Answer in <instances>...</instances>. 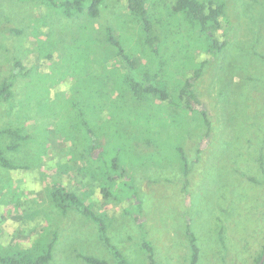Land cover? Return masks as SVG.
<instances>
[{
	"label": "rangeland",
	"instance_id": "rangeland-1",
	"mask_svg": "<svg viewBox=\"0 0 264 264\" xmlns=\"http://www.w3.org/2000/svg\"><path fill=\"white\" fill-rule=\"evenodd\" d=\"M64 1L0 0V82L13 83L12 96L0 98V130L26 136L16 148L9 146L17 141L0 136L3 156L24 166L10 170L0 163V256H41L54 239L45 264H94L89 257L118 264L99 223L74 208L64 212L50 188L67 181V170L80 173L75 160L88 171V156H64L76 142L78 153L92 149L79 113L98 118L107 101L115 104L114 129L121 132L110 146L125 155L131 181L107 184L108 199L93 188L78 196L101 216L110 246L128 264H191L194 236L197 264H258L264 252V0H222L231 23L216 54L209 48L213 38L171 12L172 0H148L162 23L152 45L125 0H104L97 16L85 0L83 13L73 17L65 16ZM109 28L118 43L107 39ZM128 59L134 73L157 72L158 84L176 101L180 86L206 61L193 82L201 106L186 110L154 96L135 101L125 83ZM131 144H140L141 154Z\"/></svg>",
	"mask_w": 264,
	"mask_h": 264
},
{
	"label": "trees",
	"instance_id": "trees-1",
	"mask_svg": "<svg viewBox=\"0 0 264 264\" xmlns=\"http://www.w3.org/2000/svg\"><path fill=\"white\" fill-rule=\"evenodd\" d=\"M104 0H92L90 6L88 8V13L91 16H97L99 13V7ZM127 4V8L129 12L133 15L134 18L139 22L140 27L143 29L145 33L146 43L152 45L155 43L159 36L157 35L159 26H162V23L158 24V19H155V14L151 11V6L149 5L148 0H125ZM85 0H66L61 3V8L67 17H73L78 14L83 13ZM226 3L222 0H172L171 12L173 14L181 13L183 14L182 20L187 21L189 24L199 28L202 33H205L208 37L213 38V42L210 44V51L214 54L219 52L222 47L225 45L226 34L224 30L231 23V20L226 13ZM111 28L108 29L107 39L113 43H118V40L113 37ZM120 43V42H119ZM121 44V43H120ZM122 51V49L120 50ZM122 53V52H121ZM123 54V53H122ZM206 61L201 62L200 65L194 70V73L191 77H188L185 83L179 88V95L177 96V101L173 98L170 88L164 84V86H160L157 82V78L159 74L152 71H144L140 74L133 72L134 62H131L129 59L125 63V69H128L129 75L127 74L125 77V83L132 93V98L137 102H142L147 99L149 96H154L160 99L162 102H175V105L179 104L185 108L186 110H190L194 103L201 106V100L198 98L197 93L193 89L194 80L198 79L202 74V68ZM17 66L22 67L23 61L18 60ZM164 80V79H163ZM164 82V81H163ZM167 84V83H166ZM13 83L11 80H3L0 82V98L8 99L12 96ZM124 97H122L123 99ZM122 101V100H121ZM105 106H102L101 110H99L98 118H91V115L86 112H80L79 116L82 119V123L85 125V131L90 136V145H88V149L92 148L88 152L83 150V152L79 149V153L74 146H77V142L73 145L72 149H69V154L64 156L66 158H70L71 161L73 158L78 157L83 158L85 156L89 157L88 171L86 172V168L83 165L79 164V161H73L80 166V173H73L72 170H67L66 179L67 181L62 182L58 180L56 183H52L50 188L53 187V202L56 206L62 209L64 212L68 209L74 208L79 210L80 212L85 213L87 216L92 217L97 223H99V229L101 231V239L107 241L109 248L114 251V255L118 260V264H128L124 257L121 255L119 251L115 249V247H111L108 243V238L104 234L105 225L104 222L99 215H95L94 212L89 208L88 205H85L82 199L79 198L78 194L80 191L85 190V192H90L93 188L94 190H100L107 199L108 196L112 194V189L107 186L112 185L115 186L116 182L122 181V183L128 184L131 181V176L128 173V168L125 164V155L118 151L113 152V145L110 146L111 142L115 139V135H119L121 133L119 129L115 128L116 119L114 116L116 110H114V102H111L109 105L106 101ZM202 114L204 115V121L208 127L207 133L210 131V122L206 117V114L203 110ZM118 113V112H117ZM142 114H137L136 118L132 120L133 123L141 117ZM125 133L131 136L133 133L131 129L124 130ZM134 131V130H133ZM136 132V131H134ZM10 136L15 141L14 144H11L10 148H16L19 145L20 139L26 137L25 135H21L16 129L13 128H4L0 130V136ZM137 135V134H135ZM105 137L106 142L101 143V138ZM127 139V137L125 138ZM100 145L102 148L97 160L94 159L93 156V148L94 145ZM129 145V144H128ZM147 145H152L150 139H147ZM133 153L141 154L139 151L140 144H135L133 146L130 145ZM122 150L126 151L127 145L122 143ZM181 159L184 162L185 168L184 173L186 175L189 173V167L187 166V156L185 152L180 149ZM112 151V152H111ZM127 152V151H126ZM110 153V154H109ZM150 155L156 156L155 151L151 152ZM81 161V160H80ZM99 162V165L93 166V163ZM0 163L7 167L10 170L14 169H23L24 166L22 164H13L8 161L6 157L3 156V151L0 149ZM52 170V169H51ZM119 170V175H114L113 171ZM49 174H51L50 169L48 170ZM55 169L53 170V172ZM71 173V174H70ZM89 173V174H87ZM68 175V176H67ZM253 181H257L255 178H251ZM91 188V189H90ZM21 201V200H20ZM24 202V201H21ZM192 262L191 264H197V255L198 248H196L194 242V236H192ZM191 242V243H192ZM55 240L53 239L49 243H47L45 248V253L41 256H29V255H19V256H10V257H2L0 256V261L8 264H45L47 263L53 256V248H54ZM262 254L258 258V262L260 261ZM151 258V255H150ZM88 260L94 264H105V261L98 260L93 257H89ZM152 260V259H151Z\"/></svg>",
	"mask_w": 264,
	"mask_h": 264
},
{
	"label": "flooded vegetation",
	"instance_id": "flooded-vegetation-1",
	"mask_svg": "<svg viewBox=\"0 0 264 264\" xmlns=\"http://www.w3.org/2000/svg\"><path fill=\"white\" fill-rule=\"evenodd\" d=\"M194 105H196L195 103H194ZM86 128H85V125H84V130H85ZM86 132V131H85ZM84 132V133H85ZM100 149H102L100 146H98V145H94V148H93V156H96V153L98 152V151H100Z\"/></svg>",
	"mask_w": 264,
	"mask_h": 264
},
{
	"label": "water",
	"instance_id": "water-1",
	"mask_svg": "<svg viewBox=\"0 0 264 264\" xmlns=\"http://www.w3.org/2000/svg\"><path fill=\"white\" fill-rule=\"evenodd\" d=\"M263 262H264V252H263V255L261 257V260H260V262L258 264H262Z\"/></svg>",
	"mask_w": 264,
	"mask_h": 264
}]
</instances>
